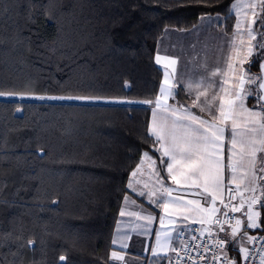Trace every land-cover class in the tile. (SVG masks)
I'll use <instances>...</instances> for the list:
<instances>
[{"label":"trees","instance_id":"obj_1","mask_svg":"<svg viewBox=\"0 0 264 264\" xmlns=\"http://www.w3.org/2000/svg\"><path fill=\"white\" fill-rule=\"evenodd\" d=\"M234 1L0 0V89L154 101L162 79L155 47L163 31L191 29L202 16L224 17ZM235 21L233 13L224 31L231 34ZM251 71L259 74V62ZM175 101L191 99L181 92ZM150 109L0 97V264H111L128 179L142 152L159 161L154 137L145 139ZM21 232L36 243L13 255Z\"/></svg>","mask_w":264,"mask_h":264},{"label":"snow or ice","instance_id":"obj_2","mask_svg":"<svg viewBox=\"0 0 264 264\" xmlns=\"http://www.w3.org/2000/svg\"><path fill=\"white\" fill-rule=\"evenodd\" d=\"M248 7L252 10L253 19L241 20L240 10ZM256 8L260 12L255 11ZM236 14V23L231 37L225 29L223 35L226 37L225 44L231 53L225 58L226 70L219 67L209 69L207 64L200 65L203 69V74L197 79L189 75L185 80V73L181 72L177 75L176 65L178 58L163 57L166 61L164 64V80L160 86L159 94L155 100L128 101L118 97H105L99 95H64V96H27L25 93H5L0 89V97L16 96L17 102H21L26 98L39 100H68V101H84V102H103L108 104H132L140 103L144 105H153L151 108V121L147 125V133L145 139L154 137L153 143L159 145L155 151L162 153L159 157L160 163L166 165L167 176H161L160 172L164 169H153L157 176V183L160 188L157 190L160 193V199L153 200L156 192L140 191L138 197L148 196V204L163 207L168 211L170 203L176 206L177 210L183 213V220L191 219L193 223L215 224L219 232H224V224L230 223L235 219V225L231 228V236L227 234L223 237L216 233L213 239V232L210 229H201V236L207 231V238L213 239L210 246L204 241L197 242L199 237L196 235L197 229L187 227H179L175 229V236L171 232H156V246L152 248L154 257H158L163 264L167 261L172 264L173 258L164 255H159L157 249L163 251L170 249L176 253L175 259L177 262L181 260H192V251L196 252L197 260H207L208 264H215L219 259V254L213 249H220L224 253L225 264H236L235 259L229 260L226 252V245H231V250H236L237 233L240 231L242 220L240 218L230 217L229 211L232 213L241 211L247 205L243 215L246 216L247 222L245 225V236L247 229L260 228L264 230V225L259 223L261 217L260 211H254V206L259 205L264 209V0H254L250 4L232 3L227 9V14L221 18L219 14L214 21L211 17L206 16L202 19H207L210 23L214 22L218 26L226 24V21L232 18L233 12ZM51 18V13L46 10L45 13ZM31 20V17H29ZM255 25V27H253ZM247 36V44L244 37ZM259 37V39H257ZM239 41V44H237ZM195 47V46H193ZM223 50V49H222ZM246 54L243 60L239 59L241 53ZM233 56L236 57V62L240 65L239 68L233 63ZM255 58V59H254ZM161 56H156V62H161ZM259 62V74L251 71L252 65ZM247 64L248 67H243ZM172 67L171 73L167 71ZM233 73V87L225 89L224 84L227 80H220L219 83L215 80L217 75L227 76ZM172 78V83H169V77ZM195 85V96L192 97V89ZM219 87L224 95H219L213 91L211 97L208 96L210 89ZM185 93L191 99V104L185 106L179 104L178 107L167 104V99H175L180 93ZM204 100L201 101V97ZM254 100L253 107L247 106L248 99ZM163 101V102H162ZM218 101V103H217ZM193 108H198L200 113H207L208 119L198 115L192 111ZM17 108V111H20ZM167 114V115H164ZM230 124V129H229ZM227 132V136H226ZM228 142L227 164H225L223 148L225 142ZM42 151V150H41ZM154 154V153H153ZM163 157H167L164 160ZM144 158H148L155 165L152 156L148 151L141 154V163L132 171L131 176L135 177L140 171ZM227 169L228 176L227 185L225 184V171ZM170 178L174 183H184L190 188L199 189L195 192L197 199L184 201L182 197L177 196L171 200L166 197H172L174 189L166 187L164 182ZM139 183V181H137ZM235 184V190L240 193L238 204H229L224 201V193L228 192V199L231 200L232 187ZM243 185V190L241 186ZM147 185H145L146 187ZM129 189L133 188V184L129 182ZM259 190L260 195H257ZM244 193H251L245 196ZM217 198H220V203L223 205L222 222L217 213L221 209L216 207ZM125 201L129 199L127 193L124 196ZM202 201L204 204L202 205ZM122 216L125 214L122 210ZM137 215L138 213H131ZM151 223L154 217L147 215L144 217ZM215 218V219H214ZM160 224L163 227L164 217H160ZM163 236V239L161 237ZM241 240L244 237H240ZM260 239L264 244V238L247 236L249 242H254ZM20 241L17 246L18 255L20 250L24 248L31 249L36 243L34 239H25L23 233L16 237ZM175 242H179L180 247L177 249ZM44 241L41 239V247L44 246ZM116 243L115 239L112 241ZM184 255L181 256L180 253ZM211 252L210 256L206 254ZM239 252L244 255V259L248 258V251L244 247L239 248ZM264 253V249H262ZM112 257L120 258L117 252H112ZM66 257L61 255L59 261H65ZM20 264H23L21 259ZM35 264V262H33ZM261 264H264V254L261 255Z\"/></svg>","mask_w":264,"mask_h":264},{"label":"crops","instance_id":"obj_3","mask_svg":"<svg viewBox=\"0 0 264 264\" xmlns=\"http://www.w3.org/2000/svg\"><path fill=\"white\" fill-rule=\"evenodd\" d=\"M235 1L233 3H235ZM245 13L246 11H244V15ZM216 16L217 15H213L209 17H211L214 21ZM202 17H206V16H202ZM202 17L200 18L197 25H195L194 27L188 30H176L172 28H167L163 31L162 35L158 39L155 47L154 60L156 62V56L158 54L162 58L159 64L156 62V64L162 69V79L160 82V86L163 83L164 71L166 70L164 68V64L166 63V61L163 59V57L165 56L171 58H178L177 65L175 66L177 70V75H179V73L181 72H184L186 74L185 80L188 79L189 75L194 76L198 79L199 75L203 74V69L200 67V65L204 63L207 64L209 69H214L216 67H219L222 70H226L225 58L231 53L229 52V49L225 44L226 37H224L223 35L224 29L222 27V24L218 26L214 22L210 23L207 19H202ZM231 35L232 33L228 34L229 37H231ZM237 44H239V41H237ZM233 63L236 65L237 68L240 67V65L236 62L235 56H233ZM243 67L246 68V64H244ZM167 71L171 73L172 67H169ZM233 77L234 74L229 73L227 76L217 75V77H215V80L217 81V83H219V81L222 79L227 80V83L224 84V88L231 89L233 87ZM172 82L173 81L170 76L169 83ZM191 91H192V97L194 98L195 85L193 86V89ZM213 91L217 92L221 96L224 95V93L221 92L219 87L217 86L216 88L209 90L208 92L209 97H211ZM203 100L204 97L202 96L201 101ZM167 104L178 107L179 104H183V103H179L175 101V99L168 98ZM190 104L191 102L187 105L185 104L184 105L188 106ZM247 106L249 108L253 107L248 103ZM152 107L153 105H151V108ZM193 109L192 111L194 113L201 115L206 119L209 118L207 116V113H200L198 108H193ZM151 116H152V112L150 109L149 123L151 121ZM229 129H230V124H229ZM226 136H227V132H226ZM228 147L229 145L226 140L223 148L225 164H227ZM157 148H159V145H157ZM158 155L159 157H161L162 153L158 151ZM163 159L167 160V157H163ZM154 161H155L154 168L157 170L164 169L163 171L160 172V175L166 177L167 176L166 165H162L160 163V159L159 161H156L154 159ZM153 169L151 173L150 172L148 173L149 170L145 169L146 170L145 172L144 168H142V170L137 172V175L135 177H132L130 175L128 179L127 185L129 184V182H131L133 184V188L135 189V191L128 188L129 192L127 193V195L129 199L125 201V199L123 198L115 221L112 241L115 239L116 243L113 244L111 241L112 250L109 252V262L111 264H161V261L158 259V257H154L152 254V248L156 246V232H161V233L171 232L172 235L175 236L176 234L175 229H178L179 227L182 226L188 227L191 224H198L206 229L212 225V224L201 225L199 223H193L191 219L186 221L183 220V215L186 213H183L181 210H177L176 206L172 203L169 204L168 211L166 212L163 207H157L154 204L150 206L148 204L149 197L147 195L144 197H138L137 193L140 191H144L145 193L156 192L157 194L151 197V199L153 200L160 199V193L157 191L160 188V185L157 183L158 178ZM141 175L142 178H140ZM227 176H228V172L226 169L225 171L226 185L228 183ZM137 181H139V183H137ZM145 185L147 186L145 187ZM164 185L166 187H171L172 189H174L172 193V197H166L169 200L177 196L182 197L184 201L198 198L195 196V192L199 191V189L190 188L188 185H185L184 183L176 184L170 178H168L165 180ZM231 187L234 192V198L232 200H229L228 192L225 191L224 201L225 203H229V204H238L240 200V193H238L235 190V184H232ZM241 190H243V185L241 186ZM244 195L248 196L251 195V193H244ZM257 195H260L259 190L257 191ZM203 204L204 202L202 201V205ZM216 207L221 209V212H218L216 214L218 218H221L223 216L224 209H223V205L220 203V198H217ZM246 208L247 205H245L241 211L235 212L237 218H240L242 220L240 231L237 233L236 250H231V245H226V249H225L229 260L234 258L236 264H240V260L242 257V253L239 252V248L247 247L248 245L247 236L251 235L249 233V230H254V229H247V236L244 235L247 219L246 216L243 215V213L244 211H246ZM122 210L125 213L123 216L120 214ZM253 210L260 211L259 205L254 206ZM131 213H138L139 216L131 215ZM147 215H151L152 217H154L151 223H149V221L144 218ZM160 217H164L163 227L160 224ZM234 225L235 224L230 226L228 229L229 237L231 236V228ZM242 236L244 237L243 240L240 239V237ZM161 239H163V236L161 237ZM178 244L179 242H175L176 247L178 246ZM113 251L117 252V256L122 257V259L112 257ZM157 252L159 255H164L166 253L170 257L173 254V252L170 249H164L163 251L157 249ZM163 264H168V262L164 261Z\"/></svg>","mask_w":264,"mask_h":264},{"label":"built area","instance_id":"obj_4","mask_svg":"<svg viewBox=\"0 0 264 264\" xmlns=\"http://www.w3.org/2000/svg\"><path fill=\"white\" fill-rule=\"evenodd\" d=\"M232 196L234 197L233 191H232ZM229 216L237 218V215L235 213L229 212ZM219 219L223 222L225 217L222 216ZM233 224H235V219H232L230 221V223L224 224V229H225L224 232H219L218 227L214 223L206 229L201 227L198 224H191L187 228L197 229L198 231L196 232V235L199 237V240L197 242L204 241L211 246L213 243V239L215 238L216 233H219V236H221V237L225 236L226 234L228 235V229ZM201 229H205V230L210 229L213 232V239L207 238V231H205L204 235L201 236L200 231H199ZM250 236L257 237V238H264V231L253 233ZM179 247H180V244H178L177 249H179ZM245 249H247V251H248V258L244 259V255L242 254L240 264H261V255L264 254V253H262V249H264V244L261 243L260 239H257L254 242L248 241V245ZM213 250L219 254V259L215 262V264H225L224 253L218 248L213 249ZM180 255L183 256L184 253L181 252ZM191 255L193 257L192 260H181V261L177 262L175 259L176 253L173 252V254L171 256L173 258L172 264H208L207 260H197L195 251H192ZM206 255L210 256L211 252L207 253Z\"/></svg>","mask_w":264,"mask_h":264},{"label":"rangeland","instance_id":"obj_5","mask_svg":"<svg viewBox=\"0 0 264 264\" xmlns=\"http://www.w3.org/2000/svg\"><path fill=\"white\" fill-rule=\"evenodd\" d=\"M254 2V0H236L235 1V3H241V4H245V5H247V4H250V3H253ZM244 11H246V13H247V20H251V19H253V16H252V10L251 9H248V7H244L243 9H241L240 10V19L243 21V20H245V15H244ZM255 11L257 12V13H259L260 12V9L259 8H256L255 9ZM234 13V15H235V18H236V14H235V11L233 12ZM235 23H236V21H235ZM253 27H255V25L253 26ZM257 39H259V37H257ZM244 40H245V44H247V36H245L244 37ZM246 54V51H245V53H241L240 54V60H243V56ZM183 104H185V105H187L188 103H186V102H182ZM155 158H153L152 157V160H154ZM140 163H141V160H140ZM139 163V164H140ZM142 168H144V170L146 169V170H149L148 171V173L150 172H152V169L154 168V165L152 164V161L151 160H149L148 158H144V161H143V164L141 165V168H140V170H142ZM146 170H145V172H146ZM143 175V174H142ZM142 175L140 176V178H142ZM139 177V176H138ZM261 221H264V215H263V217L261 218V220H260V222L259 223H261V225H262V222ZM111 245H112V243H111ZM120 257V256H119Z\"/></svg>","mask_w":264,"mask_h":264}]
</instances>
